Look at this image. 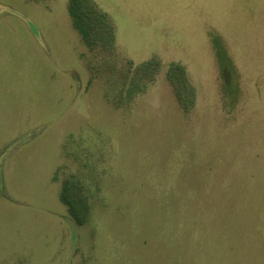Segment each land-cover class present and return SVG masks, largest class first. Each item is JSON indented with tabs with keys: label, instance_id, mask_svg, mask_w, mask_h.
I'll list each match as a JSON object with an SVG mask.
<instances>
[{
	"label": "rangeland",
	"instance_id": "374dc122",
	"mask_svg": "<svg viewBox=\"0 0 264 264\" xmlns=\"http://www.w3.org/2000/svg\"><path fill=\"white\" fill-rule=\"evenodd\" d=\"M90 1L0 0V264H264V0Z\"/></svg>",
	"mask_w": 264,
	"mask_h": 264
},
{
	"label": "trees",
	"instance_id": "16d2710c",
	"mask_svg": "<svg viewBox=\"0 0 264 264\" xmlns=\"http://www.w3.org/2000/svg\"><path fill=\"white\" fill-rule=\"evenodd\" d=\"M86 3L88 5L90 4V6L93 5V3L90 0L89 1L88 0H70V3H69L70 13L74 18L75 25L77 29L81 32V34L84 36L85 39L89 38V33L83 23L84 22L83 17L86 15L84 14V9H86ZM80 13L82 15H80ZM102 15L104 14L102 13ZM213 42H214V45L216 46L217 56H218V59L221 65V72H222L221 75L223 78L224 91L226 94L231 95L234 89V79H235L234 71L232 68V65H233L232 61L225 47L221 43L219 37H215V38L213 37ZM181 73H183V71H180V74H179V77L182 79L183 77ZM72 185L73 184L69 183L67 186H65L64 194H63V197H64L63 201L67 205H69V208L71 209V211L75 212V213L73 212V214L76 217L77 222L81 223L82 221L81 219L85 217V214L80 212L79 207L77 206L79 204L77 203V201L72 203V201L67 200L72 190Z\"/></svg>",
	"mask_w": 264,
	"mask_h": 264
}]
</instances>
